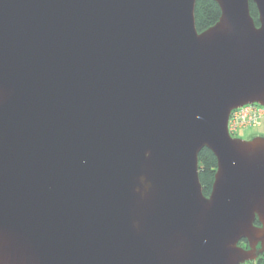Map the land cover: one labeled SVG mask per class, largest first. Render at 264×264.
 Listing matches in <instances>:
<instances>
[{
	"label": "water",
	"instance_id": "1",
	"mask_svg": "<svg viewBox=\"0 0 264 264\" xmlns=\"http://www.w3.org/2000/svg\"><path fill=\"white\" fill-rule=\"evenodd\" d=\"M214 1L199 33L196 0H0V264L264 254V137L227 131L264 108V0Z\"/></svg>",
	"mask_w": 264,
	"mask_h": 264
},
{
	"label": "trees",
	"instance_id": "2",
	"mask_svg": "<svg viewBox=\"0 0 264 264\" xmlns=\"http://www.w3.org/2000/svg\"><path fill=\"white\" fill-rule=\"evenodd\" d=\"M250 15L253 18L256 26H258V12L254 4H249ZM220 17V10L214 0H196L194 9L195 27L200 33L207 28L213 26ZM198 175L202 186L203 194L208 196L211 192V187L214 180L216 170V159L210 150L203 148L198 154ZM257 225V223H255ZM240 246H245L246 242L242 241ZM264 264V259L261 258L257 263Z\"/></svg>",
	"mask_w": 264,
	"mask_h": 264
},
{
	"label": "built area",
	"instance_id": "3",
	"mask_svg": "<svg viewBox=\"0 0 264 264\" xmlns=\"http://www.w3.org/2000/svg\"><path fill=\"white\" fill-rule=\"evenodd\" d=\"M263 123L264 108L259 105H246L230 114L227 131L232 138H239L240 131L260 127Z\"/></svg>",
	"mask_w": 264,
	"mask_h": 264
},
{
	"label": "rangeland",
	"instance_id": "4",
	"mask_svg": "<svg viewBox=\"0 0 264 264\" xmlns=\"http://www.w3.org/2000/svg\"><path fill=\"white\" fill-rule=\"evenodd\" d=\"M256 136H264V123L260 127L250 128L244 131H240L239 138L242 140H250ZM241 247L247 249L245 246H241ZM261 258L264 259V254L258 257L255 262H246L245 264L257 263L259 260H261Z\"/></svg>",
	"mask_w": 264,
	"mask_h": 264
},
{
	"label": "flooded vegetation",
	"instance_id": "5",
	"mask_svg": "<svg viewBox=\"0 0 264 264\" xmlns=\"http://www.w3.org/2000/svg\"><path fill=\"white\" fill-rule=\"evenodd\" d=\"M245 247L248 248V247H247V244L245 245Z\"/></svg>",
	"mask_w": 264,
	"mask_h": 264
},
{
	"label": "crops",
	"instance_id": "6",
	"mask_svg": "<svg viewBox=\"0 0 264 264\" xmlns=\"http://www.w3.org/2000/svg\"><path fill=\"white\" fill-rule=\"evenodd\" d=\"M264 137V136H263Z\"/></svg>",
	"mask_w": 264,
	"mask_h": 264
}]
</instances>
